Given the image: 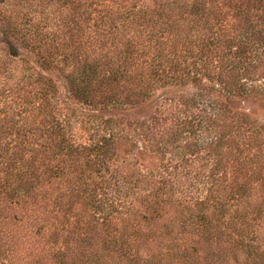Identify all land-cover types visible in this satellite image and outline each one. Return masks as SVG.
Wrapping results in <instances>:
<instances>
[{"label": "trees", "instance_id": "trees-1", "mask_svg": "<svg viewBox=\"0 0 264 264\" xmlns=\"http://www.w3.org/2000/svg\"><path fill=\"white\" fill-rule=\"evenodd\" d=\"M64 1L77 2L60 35L73 68L69 84L87 104L137 103L160 81L199 88L207 81L227 95L247 94L264 81V0ZM9 54L18 57L15 46ZM183 105L196 112L176 116L182 129L173 139L192 138L198 143L191 147L218 151L210 186L194 204L182 205L165 182L158 186L133 171L126 190L117 188L111 200L121 217L117 232L84 220L89 202L73 226L49 212L63 188L52 181L58 173L48 153L56 148L74 170L108 173L107 162L126 160L136 146L118 122L106 121L102 135L77 145L45 108L51 113L45 142L23 139L11 156L0 137V264H264V125L252 123L248 136L227 132L226 125L200 145L202 125L226 119L223 104L201 90ZM25 152L35 156L28 160Z\"/></svg>", "mask_w": 264, "mask_h": 264}, {"label": "rangeland", "instance_id": "rangeland-1", "mask_svg": "<svg viewBox=\"0 0 264 264\" xmlns=\"http://www.w3.org/2000/svg\"><path fill=\"white\" fill-rule=\"evenodd\" d=\"M76 5L77 2L67 4L64 0H0L1 140L9 146L11 156L23 139L45 142L48 126L44 125L51 116L50 111L45 113V108L51 109L54 118L67 126L72 142L77 145H89L97 133L102 135L106 121L113 120L121 125L123 134L136 146L126 160L107 162L108 173L105 170L99 173L74 170L67 156L56 154V148L48 153L49 167L58 173L52 181L63 188L58 204L54 203L56 198L50 201L49 212L68 219L72 226L81 222L83 205L89 202L92 206L84 220L100 229L109 227L108 230L117 232L121 217L110 208L111 200L117 198V188L121 192L126 190V177L133 171L141 174V180H153L158 186L165 182L169 190H175L178 204H194V198L201 197L210 186L207 176L214 170L213 158H217L218 151L195 149L191 144L197 141L188 137L174 142L175 133L182 129L177 126L176 116L192 117L196 112L194 109L184 111V100L202 90L203 94L223 104L226 119L217 127L212 123L202 125L197 139L200 145L211 140L212 134L226 125L227 132L248 136L251 133L248 131L254 128L252 123L264 125V81L254 84L261 86L260 89L243 95L217 92L210 89L207 81L200 88L191 81L178 84L160 81L137 103L116 107L87 104L74 96L70 88L68 76L73 68L63 57L60 37L63 22L72 15ZM79 45L76 42L75 46ZM9 46L16 47L17 58L10 56ZM24 154L28 160L35 156ZM235 168L232 166L228 170ZM3 170L5 166L0 164V175ZM110 174L118 178V186ZM119 194L120 199L127 200L123 193ZM48 228L50 231L46 232H55L53 227ZM50 233L41 236L42 243L36 245L38 249L52 236Z\"/></svg>", "mask_w": 264, "mask_h": 264}]
</instances>
